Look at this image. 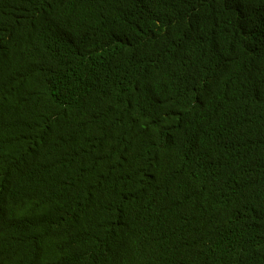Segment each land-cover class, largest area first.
Returning a JSON list of instances; mask_svg holds the SVG:
<instances>
[{"label": "trees", "instance_id": "trees-1", "mask_svg": "<svg viewBox=\"0 0 264 264\" xmlns=\"http://www.w3.org/2000/svg\"><path fill=\"white\" fill-rule=\"evenodd\" d=\"M0 264H264V0H0Z\"/></svg>", "mask_w": 264, "mask_h": 264}]
</instances>
